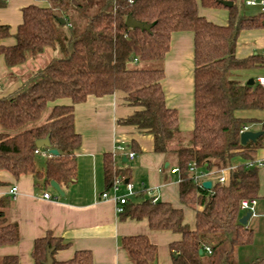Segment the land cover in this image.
I'll use <instances>...</instances> for the list:
<instances>
[{
    "label": "trees",
    "instance_id": "trees-1",
    "mask_svg": "<svg viewBox=\"0 0 264 264\" xmlns=\"http://www.w3.org/2000/svg\"><path fill=\"white\" fill-rule=\"evenodd\" d=\"M40 1L45 3L23 9L15 34L0 23V56L9 71L47 49L58 52L16 89L0 92V172L15 179L31 174L40 188L53 180L60 185L74 182L75 151L82 142L75 127V105L90 95L118 93L133 107L118 122L151 133L154 151L175 163L182 178L180 200L194 208L195 221L193 225L186 221L184 207L153 201L142 192L122 204L119 217H145L152 229L180 234L170 243L174 264H239L237 248L251 244L254 235L239 221L240 202L258 197L260 190L259 167L248 166L245 160L255 158L264 146V134L241 142L242 127L260 122L264 131V119L239 112L264 110V85L241 81L235 71L264 65V56L238 57L236 46L243 29L264 24V11L248 15L234 3L228 22L219 24L199 14L197 0ZM201 3L224 6L222 0ZM5 4L0 0V6ZM129 15L153 26L131 28L126 24ZM176 31L194 33V128L187 142L178 110L168 105L163 87L164 62ZM10 36L14 43H5ZM152 61L157 65H142ZM47 136L59 153L43 160L35 152L36 140ZM236 158L242 161L233 167ZM191 162L206 169L230 167L226 183L216 181L211 188L198 184L188 174ZM128 172L129 168L117 167L113 155H106L108 185L117 176L126 181ZM8 184L0 178V185ZM12 200L11 194L0 196V246L20 239L18 223L9 217ZM68 245L52 232L37 238L32 251L35 264H44L51 248L53 264H92L88 249L57 259L55 253ZM121 245L134 264H154L157 258L158 247L146 234L123 236ZM0 264H20L19 257L0 256ZM245 264H264V254Z\"/></svg>",
    "mask_w": 264,
    "mask_h": 264
},
{
    "label": "crops",
    "instance_id": "crops-1",
    "mask_svg": "<svg viewBox=\"0 0 264 264\" xmlns=\"http://www.w3.org/2000/svg\"><path fill=\"white\" fill-rule=\"evenodd\" d=\"M5 1L6 4L0 6V23L8 24L12 34H15L23 21V9L43 2ZM197 1L200 15L219 24L228 22L230 7L225 5L207 7L201 3V0ZM231 1L239 5V8L248 15L264 11L260 4L249 5L247 0ZM248 7L256 10L248 13ZM14 41V36L4 40L7 44H12ZM44 53L51 52L47 49ZM255 53H264V24L243 29L238 39L236 46L238 57H247ZM164 67L166 75L163 79V87L167 103L177 108L180 128L186 137L194 128V33L192 31H176L172 34L171 48L167 53ZM8 72L4 58L0 56V77H4ZM260 76H264V65L235 71V77L244 82L250 78H254L257 82ZM21 82L12 83L3 92L13 91ZM2 89L1 86L0 92ZM132 111L133 107L118 93L90 95L85 101L75 105V127L82 136V142L75 151L77 178L69 185H61L64 195L54 188L50 189L51 183L43 188L36 186L31 174L15 179L6 171L0 172V178L9 182L8 185H0V196L10 194L13 186L18 188V193L13 196L9 217L18 223L20 231V239L16 244L0 246V256L14 254L19 257L20 264H35L32 255L35 240L52 232L53 235L69 243L67 247L55 253V257L59 260L72 257L77 250L88 249L93 254L92 264H134L128 252L122 247L121 239L126 235L146 234L158 247L154 264H174L170 243L178 239L180 234L170 230L152 229L145 217L121 219L117 212V204L111 198L114 192L106 181L105 157L107 154L113 155L116 145L124 142L127 146L126 152L133 151L135 155L129 157L123 153L118 154L115 159L117 167L129 168V177L126 181L133 183L135 189V195L131 197L134 198L137 193L142 192L146 196L158 197V200L184 207L186 221L191 225L194 224V208L184 205L180 200L179 184L182 178L176 170L175 163L167 159L163 153L154 151V138L151 133L140 132L131 125L118 122ZM254 111L258 112L249 115L250 117L264 119V110ZM249 126L250 130H261L260 122ZM255 126L259 129H254ZM41 149L49 148L41 147ZM38 155L43 160L47 158ZM125 157L127 160L124 159ZM255 158H264V146L257 150ZM240 161L242 160L236 158L232 166ZM259 175L260 190L256 197L255 215H251L246 224L253 230V241L251 244L237 248L236 256L239 264H245L264 254V166L259 167ZM213 176L215 179L210 176L206 180L216 182L217 176ZM106 191L110 196L103 198L102 193ZM44 192L50 193L51 197H44ZM126 192L125 186L122 185L118 193Z\"/></svg>",
    "mask_w": 264,
    "mask_h": 264
},
{
    "label": "built area",
    "instance_id": "built-area-1",
    "mask_svg": "<svg viewBox=\"0 0 264 264\" xmlns=\"http://www.w3.org/2000/svg\"><path fill=\"white\" fill-rule=\"evenodd\" d=\"M247 4L249 5H258L260 4L262 6V9L264 10V0H247ZM264 56V53H263ZM257 82L261 85H264V76H260L257 79ZM1 89V85H0ZM250 130L249 125H244L241 129V134L245 131ZM127 146L125 145L124 142L119 143L116 145L114 151H113V156L116 157L118 154H127L129 157H133L135 155V152L130 151L126 152ZM37 154H41L44 157H50L53 154L49 151V149L43 150L41 148H38L35 150ZM245 163L248 164V166L251 167H261L264 166V158L258 159V158H253L249 160H245ZM234 167V166H233ZM230 167L228 168H223V169H206L204 167H199L197 166L194 162L189 163L188 167V174L193 177L195 182L198 184H202L206 179H208L210 176L216 175L217 176V182L224 184L227 181V171H229ZM177 170V169H176ZM213 184V182H212ZM124 185L127 192L124 194H119V190L121 186ZM111 189L113 190V196L111 198L114 199V201L117 204V212L122 211V204L128 201V199L135 195V189L133 183L129 181H124L122 180L119 176L115 177L112 184H111ZM18 193V188L16 186H13L10 189V194L12 196L16 195ZM103 198H108L110 196L109 192H103L102 193ZM44 197L50 198L51 195L48 192H44ZM158 197H153V201H157ZM257 204V198L251 197V198H244L240 202V209L241 211L245 214L246 212H251V215H255V207ZM207 252L210 253L211 249L209 246L205 247Z\"/></svg>",
    "mask_w": 264,
    "mask_h": 264
},
{
    "label": "water",
    "instance_id": "water-1",
    "mask_svg": "<svg viewBox=\"0 0 264 264\" xmlns=\"http://www.w3.org/2000/svg\"><path fill=\"white\" fill-rule=\"evenodd\" d=\"M222 3L225 5V6H228V7H231L234 3L233 1L231 0H222ZM126 24L131 27V28H142V29H150L153 24H149L147 22H143V21H140V20H136L132 15H129L127 17V20H126ZM248 84H254L255 83V79L254 78H250L248 81H247ZM264 134V131L263 130H258V131H254V130H248V131H245L241 134V142L243 144H246L248 143L249 141H254L256 140L257 138H259L260 136H262ZM36 145L41 148V147H47L49 148V151L52 153V154H55L57 155L59 152L57 149L55 148H52L51 147V142H50V138L49 136L45 137V138H40L38 140H36ZM125 160H127V158L125 157L124 158ZM203 186L205 188H211L212 186V181L211 180H206L204 181L203 183ZM51 185L61 194V195H64V191L62 190V187L61 185L56 182V181H51ZM251 217V212H246L244 215L241 216L240 218V222L242 224H247L248 223V220L249 218ZM54 249L51 248V249H48V252H47V260L45 261L44 264H53V258H52V251ZM203 250H200V253H202Z\"/></svg>",
    "mask_w": 264,
    "mask_h": 264
},
{
    "label": "rangeland",
    "instance_id": "rangeland-1",
    "mask_svg": "<svg viewBox=\"0 0 264 264\" xmlns=\"http://www.w3.org/2000/svg\"><path fill=\"white\" fill-rule=\"evenodd\" d=\"M43 3H45V2H42V4ZM254 10H256V8L248 7L247 12L252 13V11H254ZM49 51L51 53H43L42 55H39L37 57L30 58L23 65H19V66L15 67L14 69L13 68L10 69V71L8 72L7 75H5L4 77H0V84H2L1 86L3 88L1 91L2 92L6 91L7 87L16 81H24L32 73L33 70H35L40 65H44L45 63H47L53 56L58 55V52L54 51L51 48L49 49ZM146 64H148L149 66H152V67L157 65V63L155 61H152V63H145L142 65H146ZM257 112L258 111H254V110H245V111H240L239 114L249 116L252 114H256ZM46 115H47V112L44 114L43 119L46 117ZM254 129H259V127L255 126ZM188 135L186 137L183 135L185 137L184 139H186L188 137ZM185 142H187V139L185 140ZM210 178L215 179V176H211ZM49 188L53 189L54 187L52 185H50ZM242 263H245V262H242Z\"/></svg>",
    "mask_w": 264,
    "mask_h": 264
}]
</instances>
